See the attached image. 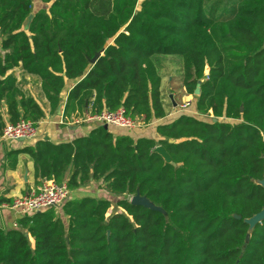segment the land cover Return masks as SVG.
<instances>
[{
  "label": "trees",
  "instance_id": "16d2710c",
  "mask_svg": "<svg viewBox=\"0 0 264 264\" xmlns=\"http://www.w3.org/2000/svg\"><path fill=\"white\" fill-rule=\"evenodd\" d=\"M33 3L0 0L10 123L45 118L8 75L19 66L41 79L52 114L124 107L144 125L163 120L158 55L183 59V87L212 120L178 115L156 127L157 140L99 125L12 151L13 167L21 153L33 158L38 183H104L123 212L109 216L110 199L85 196L20 217L0 227V264H264V221L246 223L264 210V0H42L37 12ZM137 194L163 213L133 206Z\"/></svg>",
  "mask_w": 264,
  "mask_h": 264
},
{
  "label": "crops",
  "instance_id": "0c3cea01",
  "mask_svg": "<svg viewBox=\"0 0 264 264\" xmlns=\"http://www.w3.org/2000/svg\"><path fill=\"white\" fill-rule=\"evenodd\" d=\"M34 12L39 11L44 8V4L42 0H34L33 3ZM3 38L0 34V51L2 47ZM8 75H13L16 77L18 81V87L21 91L27 95L32 96L42 107L45 112V118L42 119L38 123V136L34 141L25 142V141H17V142H1L0 143V205L1 204H9L16 197L29 195L32 192L36 191L40 185L36 181L35 177V163L33 158L25 153H21L16 158V163L14 165V157L9 156V154L14 150H19L24 148L26 145H33L37 140H50L55 143H63V142H71L80 137H86L90 134V132L99 126L100 124L92 121L83 123L81 125H74L73 121L85 117L87 114H92L91 111H85L83 114H73L71 117H65L64 115V106L61 107L59 111L52 114L50 109V104L45 97L42 86L41 79L38 76L28 74L22 68V66L14 68L12 71L8 73ZM163 86L164 80L162 81V95H163ZM185 90V89H184ZM69 89H67L63 93L64 101L67 98ZM186 91V90H185ZM184 100L187 98L183 97ZM164 100V99H163ZM171 100L173 102V109H178L174 104V97L171 96ZM165 105V104H164ZM167 111V108L165 106ZM177 113L172 112L168 113L167 117L163 120L153 121L149 125H143L142 128L136 130L134 132H130L128 134L127 131H114L110 129L112 133L115 135H130L134 139H138L141 137L150 138V139H158V135L156 132V127L159 124L169 123L176 116ZM0 116L2 117V122L8 124L10 123V116L8 114V107L5 102L0 104ZM1 134V133H0ZM80 189L74 191L73 197H85L80 196L78 194ZM108 193V192H107ZM95 197V196H93ZM97 198V197H96ZM100 199V198H98ZM109 199V198H107ZM20 217L16 216L11 210L2 208L0 206V227L5 230H13L17 228V220Z\"/></svg>",
  "mask_w": 264,
  "mask_h": 264
},
{
  "label": "built area",
  "instance_id": "2783aa9c",
  "mask_svg": "<svg viewBox=\"0 0 264 264\" xmlns=\"http://www.w3.org/2000/svg\"><path fill=\"white\" fill-rule=\"evenodd\" d=\"M190 103L179 105L178 108L187 110ZM95 121L100 125H107L111 127L134 132L139 130L144 125L138 119H134L127 115L124 107L116 111L105 110L99 114H87L85 117L74 120V125H81L83 123ZM38 136V125L32 121L20 119L17 123L8 124L0 134L1 142H17L24 140L25 142L34 141ZM73 192L64 184H57L53 180L44 179L40 182L36 191L29 195L16 197L9 204H1L2 208H6L15 213L18 217L33 216L41 213L47 209L61 208L69 200L73 198ZM17 226V225H16Z\"/></svg>",
  "mask_w": 264,
  "mask_h": 264
},
{
  "label": "rangeland",
  "instance_id": "374dc122",
  "mask_svg": "<svg viewBox=\"0 0 264 264\" xmlns=\"http://www.w3.org/2000/svg\"><path fill=\"white\" fill-rule=\"evenodd\" d=\"M143 1V0H141ZM154 60L157 64L160 75L163 77L164 86H163V99L164 104L167 108L168 113L175 112L176 116L181 114H188L195 116L201 120L211 121L212 117L208 115H202L197 112L196 108V99L193 96H190L186 93L183 87V59L177 56H164L158 55L154 57ZM171 96L174 97V102L179 105L190 103V106L187 110H182L181 108L173 109V102ZM187 96V98H186ZM185 97L186 99L184 100ZM174 116V117H176ZM231 122V121H230ZM114 131H121L120 129L111 127ZM123 131V130H122ZM78 194L80 196H95L100 199L109 198L112 202V208L109 212V216L121 213L123 210L116 206L117 202L122 197H115L107 193L104 183H92L80 188ZM132 199V198H128Z\"/></svg>",
  "mask_w": 264,
  "mask_h": 264
},
{
  "label": "water",
  "instance_id": "95a60500",
  "mask_svg": "<svg viewBox=\"0 0 264 264\" xmlns=\"http://www.w3.org/2000/svg\"><path fill=\"white\" fill-rule=\"evenodd\" d=\"M98 56H101V54H98ZM94 62H95V60L92 61V63H94ZM195 95H197V96L200 95V86H198V88L196 89ZM174 104L177 106V104L175 102H174ZM213 121L216 122L217 120L214 119ZM104 128L105 129H109V127L107 125H105ZM21 141H24V140H21ZM156 152L161 154L163 156V158L166 160V162L171 163L170 157L168 156V154L165 152V150L162 147H158L156 149ZM263 182H264V180L261 181L260 184L264 187ZM131 204L133 206H142V207H145V208H147L149 210L159 211V212L163 213V210L160 207L155 206L146 197H142L140 194H137L136 196H134L131 199ZM261 221H264V210L261 211L256 216H254L252 219L247 220L246 223H248L250 225L251 229H253L255 227V225L260 223ZM250 237L251 236L249 234L247 236V241L248 242L250 241Z\"/></svg>",
  "mask_w": 264,
  "mask_h": 264
},
{
  "label": "bare ground",
  "instance_id": "6f19581e",
  "mask_svg": "<svg viewBox=\"0 0 264 264\" xmlns=\"http://www.w3.org/2000/svg\"><path fill=\"white\" fill-rule=\"evenodd\" d=\"M263 185H264V182H263Z\"/></svg>",
  "mask_w": 264,
  "mask_h": 264
}]
</instances>
